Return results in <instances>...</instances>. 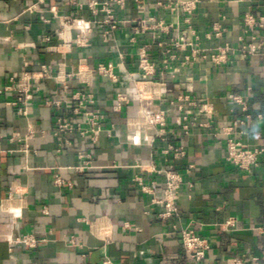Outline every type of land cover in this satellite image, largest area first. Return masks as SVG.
I'll return each mask as SVG.
<instances>
[{
	"label": "crops",
	"instance_id": "1",
	"mask_svg": "<svg viewBox=\"0 0 264 264\" xmlns=\"http://www.w3.org/2000/svg\"><path fill=\"white\" fill-rule=\"evenodd\" d=\"M38 1L0 0V264H101L105 257L115 264H191L176 231L186 226L211 244L200 264H227L236 254L249 259L260 256L264 252V161L252 172L229 163L225 142L229 135L223 130L234 126L230 136L245 145L264 144V55L241 49L253 36L264 37V26L251 28L245 23L247 14L264 16V0H201L192 18L201 45L214 48L230 42L235 50L218 65L210 60L185 63L189 49L168 68L161 62L159 39L150 33L135 35L130 22L148 16L184 22V13L172 14L159 6V0H126L123 8L115 10V17L122 21L115 39L104 41L100 32L105 25L95 23L96 34L85 49L64 44L55 14L93 19L88 0H77L84 4L83 10L71 0H44L36 11L29 10ZM104 17L101 14L99 19ZM215 24L225 28L222 37L214 35ZM55 44L59 51L48 48ZM145 44L170 85L191 84L194 94L205 98L215 112L213 127L218 136L212 129L198 127L192 128V135L183 136L170 124V130L177 132L172 143L187 147L183 162L165 153L167 142L160 139L152 146L127 142L126 119L134 115L136 104L115 111L107 97L128 85L124 71L138 70V50ZM114 45L124 54L122 65L116 68L121 80L113 83L97 76L93 83L97 101L108 114L97 142L77 133L64 135L62 142L57 138V114L67 110L47 104L63 92L54 78H42L29 101L28 115L7 103L16 100L18 93L4 87L25 69L47 65L56 73L57 63L65 60L67 69L75 70L81 57L93 66L110 60L119 63L122 60ZM71 85L74 88L76 83ZM233 94L243 97L247 111L232 99ZM81 156L115 165L80 172L76 167L83 161ZM138 162L175 164L181 170L188 162L195 164L187 173L193 187L185 184L181 189L178 217L159 218L162 205L153 203L135 176L142 174L146 182L165 177L141 171L135 166ZM58 176L66 183L57 184ZM227 218L235 220L236 228L218 227ZM24 234L34 235L38 245L12 244V239Z\"/></svg>",
	"mask_w": 264,
	"mask_h": 264
},
{
	"label": "built area",
	"instance_id": "2",
	"mask_svg": "<svg viewBox=\"0 0 264 264\" xmlns=\"http://www.w3.org/2000/svg\"><path fill=\"white\" fill-rule=\"evenodd\" d=\"M44 2L39 0L29 7V10L36 11L38 4ZM73 5L84 9V4L77 0H71ZM201 0H159L158 4L172 14L184 13V22H171L163 18L148 16L141 19H133L130 22L134 25L135 35L139 33H150L154 39L158 40V45L162 48V60L164 68H168L171 61L180 59L183 52L190 49L191 53L184 55V62H194L199 60H210L215 64L225 63L229 54L235 50L230 42L218 45L214 48H205L200 43V35L192 25V18ZM126 0H88L87 7L92 18L84 16H59L62 31L60 37L68 47L73 45L85 49L91 44V40L96 34L95 23L105 25L100 32L104 41L110 42L115 39V31L121 27L122 21L115 17L116 8H123ZM101 14H105L103 19H99ZM46 22L49 19L43 17ZM245 23L253 27L264 26V16L256 17L253 14L245 16ZM75 31V34H72ZM225 28L219 24L214 25V35L222 37ZM169 36L168 40L162 37ZM135 39V36L131 38ZM46 40H50L49 37ZM148 44L141 46L138 50V70H125L128 75V85L124 89L107 94L108 99L115 111H121L131 103L136 104L135 113L126 119V133L124 138L127 142L136 145L147 144L152 146L153 142L160 139L167 142L164 150L167 154H172L173 159L185 161L187 157V147L185 145H175L172 139H176V130H170V124L178 128V134L183 136L192 135V128L212 129L213 134L220 135L213 127L215 112L213 106L203 97L194 94L191 84H174L173 86L166 80L165 74L159 72L155 60L148 52ZM48 48L58 50L59 46L50 45ZM118 52L119 63L115 61L99 62L91 65L86 57L79 59L78 67L75 70H68L67 63L62 60L57 63V72L52 67L42 65L39 70L25 69L19 78L12 77L9 84L4 87L5 91H15L18 93L16 100L8 101V104L18 108V112L23 115L29 114V101L33 99L35 92L40 89L42 78H54L61 86L62 93L54 98L48 99L47 104L57 110L64 108L67 113L58 112L55 126V135L62 142L66 134L77 133L82 137H89L97 142L102 132L105 130L108 114L100 107L96 90L93 86L97 76H101L117 83L121 80V74L116 68L122 65L124 54L120 52L117 45L113 46ZM243 53L263 54L264 37L253 36L252 41L243 43ZM176 50L179 52L177 54ZM163 68V69H164ZM72 82L76 86L72 88ZM180 89V90H178ZM183 89V90H181ZM178 90V91H177ZM232 99L240 104L243 110L247 111L248 106L241 95L233 94ZM246 117L251 115L247 113ZM234 126H227L223 134L229 135L226 138V160L236 168L252 172L261 166L264 161V144L254 146L245 145L242 141L230 136ZM33 133V132H32ZM117 135H122L116 131ZM119 133V134H118ZM16 136V135H15ZM76 168L80 172H91L102 170L108 166L115 165L113 162H99L92 158H84ZM99 163V164H98ZM141 171L161 173L163 180L152 179L146 182L142 174H136L135 181L141 189L152 196L153 203L161 204L162 211L159 218L162 220L176 218L180 215L178 200L181 189L185 184L190 188L193 182L187 177V173L192 172L195 164L186 163V169L181 170L175 164L164 167L159 164L150 163L145 165L142 162L135 164ZM56 183L62 185L65 182L60 176L56 178ZM222 230H233L236 228L235 220L227 218L217 223ZM176 228V225H174ZM180 237L181 246L191 261V264H200L207 256L211 248L209 240L199 234L194 228H176ZM100 235V234H99ZM102 236V235H101ZM12 244L23 243L29 247H36L39 240L32 234H24L12 239ZM264 261V252L260 256L251 259L242 254H236L227 264H248L252 261ZM101 264H115L110 257H105Z\"/></svg>",
	"mask_w": 264,
	"mask_h": 264
},
{
	"label": "clouds",
	"instance_id": "3",
	"mask_svg": "<svg viewBox=\"0 0 264 264\" xmlns=\"http://www.w3.org/2000/svg\"><path fill=\"white\" fill-rule=\"evenodd\" d=\"M18 214V213H17Z\"/></svg>",
	"mask_w": 264,
	"mask_h": 264
}]
</instances>
